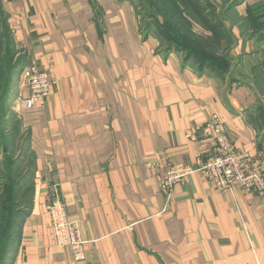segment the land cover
<instances>
[{
	"label": "crops",
	"instance_id": "obj_1",
	"mask_svg": "<svg viewBox=\"0 0 264 264\" xmlns=\"http://www.w3.org/2000/svg\"><path fill=\"white\" fill-rule=\"evenodd\" d=\"M218 13L231 36L226 68L157 52L127 0H0L10 80L0 182L12 176L16 193L28 188L6 264H264V196L213 190L199 173L170 198L160 188L165 157L194 164L211 149L201 127L212 115L264 171V0ZM34 68L47 70L50 92L25 108L15 96L28 95ZM53 182L86 240L80 262L54 244L45 209Z\"/></svg>",
	"mask_w": 264,
	"mask_h": 264
},
{
	"label": "built area",
	"instance_id": "obj_2",
	"mask_svg": "<svg viewBox=\"0 0 264 264\" xmlns=\"http://www.w3.org/2000/svg\"><path fill=\"white\" fill-rule=\"evenodd\" d=\"M24 83L28 95H17L15 100L23 103L25 108H32L35 104L44 105L50 92L47 70L30 69ZM201 129L212 141V147L198 156L194 164L176 162L165 157L160 188L166 198H170L175 184L196 173L203 175L213 190L232 194L236 191L254 190L264 196V171L259 157L236 148L229 137L226 124L215 115L210 116ZM47 187L46 211L50 216L55 244L68 249L73 260L80 262L85 258L86 240L80 235L79 222L67 214L59 183L53 182Z\"/></svg>",
	"mask_w": 264,
	"mask_h": 264
},
{
	"label": "rangeland",
	"instance_id": "obj_3",
	"mask_svg": "<svg viewBox=\"0 0 264 264\" xmlns=\"http://www.w3.org/2000/svg\"><path fill=\"white\" fill-rule=\"evenodd\" d=\"M127 1L133 8L140 36L142 38H147L149 36L156 39L158 41L157 52L164 53L167 52V50H172L180 52L184 56L188 53H192L195 54L197 59L204 60L208 64L219 66L221 68H226V66H228L225 59L229 56L231 42L228 39L224 40L219 38L221 36L220 30H217L218 32H215V30H208L209 28H212V19L204 14L203 9L208 7L209 9L214 10L219 18L220 14L218 13V10L220 7H224L225 5L228 6L230 3L234 2V0H223V2L222 0H219L218 3L214 0ZM204 29H207L209 32L206 36L203 32ZM4 43L2 50L6 55L11 54L12 48L7 44V38H5ZM2 64L3 63L0 65V107L2 100L5 99L7 90L9 89L7 81H10L6 76V68L2 67ZM12 181L13 178L11 176L9 179L6 178V181L0 182L1 188H4L3 191H7L6 188L9 186L7 183ZM3 191L0 192V203L4 196L7 195V192L4 194ZM13 198L17 203L21 198L23 202L27 203L28 188L15 193ZM18 207H16V210L23 208ZM7 214L8 212L5 210L4 215L6 216ZM5 261L6 259H4V264H6Z\"/></svg>",
	"mask_w": 264,
	"mask_h": 264
},
{
	"label": "trees",
	"instance_id": "obj_4",
	"mask_svg": "<svg viewBox=\"0 0 264 264\" xmlns=\"http://www.w3.org/2000/svg\"><path fill=\"white\" fill-rule=\"evenodd\" d=\"M236 1L234 0V2ZM203 10H204V14L212 19V25L216 26L218 30H220L221 37L224 39H228L231 42V36L225 29L222 28L220 19L217 17L216 12L212 9H209L208 7L204 8ZM190 56L196 58L195 54L192 53H188L186 55V57H190ZM197 60H199L201 65H208L210 67L214 66L212 64L206 63L204 60H200V59ZM7 184H9L8 188H6L7 191H3L4 188L1 190L3 191L4 194H6L7 192V195L4 196V198L1 200L0 203V264H4V259L6 258L8 245L10 243L12 236L13 220L16 213L18 212L16 210V207H18V203L15 202L13 198L14 194L16 193V190H14V183L9 182ZM5 210H7L8 212L6 216L4 215Z\"/></svg>",
	"mask_w": 264,
	"mask_h": 264
}]
</instances>
